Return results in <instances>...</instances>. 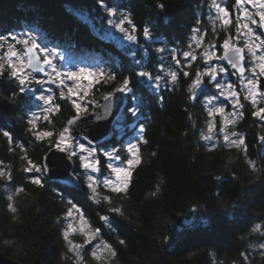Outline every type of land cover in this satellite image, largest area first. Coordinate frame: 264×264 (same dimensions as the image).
I'll return each instance as SVG.
<instances>
[{"label": "trees", "instance_id": "1", "mask_svg": "<svg viewBox=\"0 0 264 264\" xmlns=\"http://www.w3.org/2000/svg\"><path fill=\"white\" fill-rule=\"evenodd\" d=\"M158 2L164 4L163 10L156 8ZM108 3H121L131 9L138 25L163 19L156 31L168 42V47L175 45L181 52L188 50L191 35L188 26H194L196 19H201L200 27L207 29L206 42L218 45L224 38L223 32L217 38L211 31L205 0H108ZM224 5L234 11L235 1L225 0ZM168 18L182 23L179 27L169 25ZM105 23L97 0H0V34L31 29L50 44L75 53L78 59H93L106 70L123 75L131 71L135 84L130 45L105 38ZM159 46L162 45L151 44L149 56L137 54L150 70L156 64L154 49ZM164 55L167 59L168 54ZM198 63L194 62L189 70L194 72ZM121 78L118 75L117 81L107 84L93 82L90 95L94 94L100 103L103 94L118 86ZM188 83L181 75L174 90L162 88L159 93L164 97L162 104L156 93L144 89L141 122L146 128L143 135L147 143L140 145L142 162L132 172L126 195L105 193L111 195L112 205L87 200L86 189L74 197L92 225L102 228L103 238L115 249L117 255L110 264H264V254L257 247L264 242V229L251 232L256 224L264 225V171H261L264 145L257 139L264 135V126L246 106L235 127L245 137L247 158L258 165L259 170L254 173L243 151L202 144L200 135L207 115L200 102L202 94L194 103L188 99ZM13 87L6 79H0V129L12 134L9 143L0 131V166L9 168L13 176L11 184L0 180V253L21 264H96L90 255L91 246H85L84 259L77 262L67 252L62 237L69 205L53 189L63 191L66 198L72 190L57 184L34 185L29 178L34 173L23 171L27 161L22 159L24 152L18 145H23L31 160L40 163L48 144L35 142L25 133L23 106H12L6 99ZM54 91L58 97V90ZM57 102L61 110L51 117V124L42 121L41 128L58 131L74 114L70 102L59 99ZM126 129L123 139L136 136L130 124ZM101 171L107 170L102 166ZM17 186L24 191L14 196L17 211L12 213L7 208V196ZM241 193L242 210L225 217L223 205L234 202ZM109 207H120L123 215L109 212ZM102 215L111 218V228L104 226ZM165 236L167 240L163 239ZM73 239L82 242L83 238L75 235ZM120 239L125 241L124 245L119 243ZM242 252L247 254V260L241 257Z\"/></svg>", "mask_w": 264, "mask_h": 264}, {"label": "snow or ice", "instance_id": "2", "mask_svg": "<svg viewBox=\"0 0 264 264\" xmlns=\"http://www.w3.org/2000/svg\"><path fill=\"white\" fill-rule=\"evenodd\" d=\"M205 3L209 9L212 32L217 38L223 32L224 38L218 45L206 42L207 29H202V20L196 19L194 26H188L191 33L188 37V50L181 52L175 45L168 47V42L156 31L158 25L164 22L163 19L144 21L138 25L133 12L124 4H109L108 0H97L99 8L105 14L106 23L130 45V67L135 69V84L131 71L128 75H123L103 67L68 66L58 46H50L49 41L31 30L19 34H0V79H6L9 84L14 85L7 101L12 106H23L27 135L35 142L47 143L49 152L55 149L63 154L62 160L66 159L71 163L68 183L74 191L67 198L63 191H53L69 205L64 214L67 223L62 237L67 245V252L77 262L83 261L82 251L86 250L85 246H91L90 255L96 264H110L111 259L117 255L113 246L103 238L102 228L92 225L74 197L86 189L87 200L97 205H112L111 195L105 193L126 195L132 172L142 162L140 145L147 143L143 135L146 128L141 122L144 114V89H151L156 93L158 102L162 104L164 97L159 95L160 90H174L182 75L190 81L187 85L189 100L195 101L200 94L206 93L201 101L207 115L201 140L222 138L225 146L243 151L252 172L259 170L257 163L247 158L244 135L232 129L243 118L242 100L251 103L253 117L264 121V107L259 106L264 103V0H235L234 19L233 11L220 0H205ZM164 7L162 3L156 4V8L160 10ZM167 23L179 27L182 22L176 18H168ZM142 40L147 43H141ZM158 43L162 46L154 49L156 64L150 70L143 58H137V54L149 56L151 44ZM132 45L135 47H131ZM165 53L168 54L167 59ZM194 62L199 63L193 72L189 69ZM118 75L122 77L118 86L104 93V104H99L94 94L90 95L93 82H115ZM85 77L92 78L87 85L83 83ZM231 77H235L236 82ZM52 86L58 90V97ZM58 99L70 102L74 114L58 131L41 128L42 121L51 124V117L61 110ZM114 99L122 106L120 115L115 126L104 134V143H99L95 128L87 127L90 121L86 118L94 116L97 121L106 119L112 111ZM226 103L231 104L232 111H226ZM33 107L37 110L33 111ZM98 108H103V116L96 111ZM217 117L220 118L219 122ZM129 124L138 136L125 140V128ZM0 131L11 143L12 134L7 130ZM257 139L264 145V135ZM18 147L24 152L22 159L27 161L23 171L34 173L29 177L30 182L44 187V178L50 169L43 161L37 163L31 160L22 144ZM102 166L106 168V172L101 171ZM216 179L220 180V177ZM0 180L8 184L13 182L9 168L0 166ZM23 191V187L17 186L7 196V208L10 212L17 211L14 196ZM242 196L243 193L232 203L225 202L221 209L225 217L242 210ZM108 211L123 215L120 207H109ZM100 220L104 226L112 227L108 215L100 216ZM262 229L264 225L256 224L251 232L257 233ZM73 235L81 236L82 242H76ZM163 239L168 238L165 236ZM119 243L124 245L125 241L120 239ZM257 247L264 254V242ZM241 257L248 259L244 252Z\"/></svg>", "mask_w": 264, "mask_h": 264}, {"label": "water", "instance_id": "3", "mask_svg": "<svg viewBox=\"0 0 264 264\" xmlns=\"http://www.w3.org/2000/svg\"><path fill=\"white\" fill-rule=\"evenodd\" d=\"M120 95H117L119 97ZM104 104V101L100 103ZM120 105L117 104V100H113L112 111L109 113L106 119L95 120L93 117H87L86 120L90 121L87 125L89 128H95V135L98 137L99 143H104V134L108 133L110 129L115 125L117 117L120 115ZM103 116V108L96 110ZM47 157L45 154L42 156L41 161L48 166L50 171L45 176V184H58L73 190L72 185L68 183L69 173L71 172V163L66 159H61L62 153H59L53 149L51 152L47 151ZM74 191V190H73ZM0 264H21L0 253Z\"/></svg>", "mask_w": 264, "mask_h": 264}, {"label": "rangeland", "instance_id": "4", "mask_svg": "<svg viewBox=\"0 0 264 264\" xmlns=\"http://www.w3.org/2000/svg\"><path fill=\"white\" fill-rule=\"evenodd\" d=\"M223 1L224 0H220L221 3ZM104 28H105V31L103 30V33L105 34V38L115 40L117 43H119V42H122V43L123 42H127V41H124L123 38L121 37V35L118 32H116L114 29H112L107 23H105ZM64 56H65V58L67 57L65 59V63L68 66H78V65H76L74 63H71V61H70L71 58L69 56H67V55H64ZM85 78L87 79V82H85L84 79H83V82H85L84 84L87 85L92 80V78L91 77H85ZM74 99H75V97H74ZM73 236H75V235H73Z\"/></svg>", "mask_w": 264, "mask_h": 264}]
</instances>
